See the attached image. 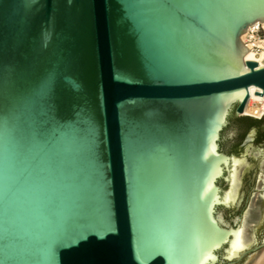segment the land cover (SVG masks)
I'll list each match as a JSON object with an SVG mask.
<instances>
[{
	"label": "water",
	"instance_id": "obj_1",
	"mask_svg": "<svg viewBox=\"0 0 264 264\" xmlns=\"http://www.w3.org/2000/svg\"><path fill=\"white\" fill-rule=\"evenodd\" d=\"M256 21L264 0H0V264H264Z\"/></svg>",
	"mask_w": 264,
	"mask_h": 264
},
{
	"label": "bare ground",
	"instance_id": "obj_2",
	"mask_svg": "<svg viewBox=\"0 0 264 264\" xmlns=\"http://www.w3.org/2000/svg\"><path fill=\"white\" fill-rule=\"evenodd\" d=\"M260 28L264 29V21L263 22L256 21L255 23L251 24L248 27V30L245 31L241 35V40L243 41V43L248 42L250 44L252 55H254L256 58H258L264 66V40L256 39L254 36L255 32ZM252 33H254V35H252ZM249 35L253 39H249ZM257 45L259 47H262V50L258 51L255 48V46H257ZM255 102L261 103V106L256 105ZM262 111L264 112V96H263L262 101H259V100H256V99L249 97V100H248L246 108H245V113H248L250 115H253L255 117L260 118Z\"/></svg>",
	"mask_w": 264,
	"mask_h": 264
},
{
	"label": "flooded vegetation",
	"instance_id": "obj_3",
	"mask_svg": "<svg viewBox=\"0 0 264 264\" xmlns=\"http://www.w3.org/2000/svg\"><path fill=\"white\" fill-rule=\"evenodd\" d=\"M252 133H255L256 137L257 136L258 137L264 136V118L261 121H257L254 124H252ZM238 136H236L235 140L239 139ZM258 145L262 146V143H259ZM222 150H224V149H222Z\"/></svg>",
	"mask_w": 264,
	"mask_h": 264
},
{
	"label": "rangeland",
	"instance_id": "obj_4",
	"mask_svg": "<svg viewBox=\"0 0 264 264\" xmlns=\"http://www.w3.org/2000/svg\"><path fill=\"white\" fill-rule=\"evenodd\" d=\"M251 35V34H250ZM249 35V39H253L251 36ZM252 35H254V33H252ZM255 38L259 39V40H264V29L260 28L256 33H255ZM255 48L260 51L262 50V47H259L258 45L255 46ZM256 105L261 106V103L255 102Z\"/></svg>",
	"mask_w": 264,
	"mask_h": 264
},
{
	"label": "trees",
	"instance_id": "obj_5",
	"mask_svg": "<svg viewBox=\"0 0 264 264\" xmlns=\"http://www.w3.org/2000/svg\"><path fill=\"white\" fill-rule=\"evenodd\" d=\"M246 120H248L250 122V124H254L255 122L258 121V120L251 119V118H246Z\"/></svg>",
	"mask_w": 264,
	"mask_h": 264
},
{
	"label": "built area",
	"instance_id": "obj_6",
	"mask_svg": "<svg viewBox=\"0 0 264 264\" xmlns=\"http://www.w3.org/2000/svg\"><path fill=\"white\" fill-rule=\"evenodd\" d=\"M258 30H259V29H258ZM258 30H257V31H258ZM257 31H256V32H257ZM256 32H255V33H256Z\"/></svg>",
	"mask_w": 264,
	"mask_h": 264
}]
</instances>
